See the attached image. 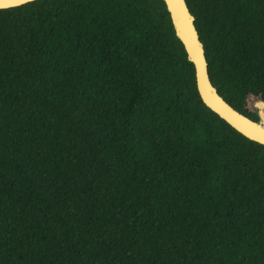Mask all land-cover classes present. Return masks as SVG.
<instances>
[{"label":"trees","instance_id":"obj_1","mask_svg":"<svg viewBox=\"0 0 264 264\" xmlns=\"http://www.w3.org/2000/svg\"><path fill=\"white\" fill-rule=\"evenodd\" d=\"M187 3L258 120L264 0ZM0 264H264V144L204 103L164 0L0 8Z\"/></svg>","mask_w":264,"mask_h":264},{"label":"water","instance_id":"obj_2","mask_svg":"<svg viewBox=\"0 0 264 264\" xmlns=\"http://www.w3.org/2000/svg\"><path fill=\"white\" fill-rule=\"evenodd\" d=\"M33 0H0V8L18 6ZM176 36L183 43L188 59L194 64L196 84L204 103L248 138L264 144L262 117L255 120L234 108L213 85L204 44L200 39L187 0H164ZM259 114V113H258Z\"/></svg>","mask_w":264,"mask_h":264},{"label":"rangeland","instance_id":"obj_3","mask_svg":"<svg viewBox=\"0 0 264 264\" xmlns=\"http://www.w3.org/2000/svg\"><path fill=\"white\" fill-rule=\"evenodd\" d=\"M254 106H255V104H254ZM255 108H256V106H255ZM257 109V108H256ZM258 111V110H257ZM261 115H262V117L264 118V116H263V114H262V112H261Z\"/></svg>","mask_w":264,"mask_h":264},{"label":"bare ground","instance_id":"obj_4","mask_svg":"<svg viewBox=\"0 0 264 264\" xmlns=\"http://www.w3.org/2000/svg\"><path fill=\"white\" fill-rule=\"evenodd\" d=\"M263 124H264V122H263Z\"/></svg>","mask_w":264,"mask_h":264}]
</instances>
